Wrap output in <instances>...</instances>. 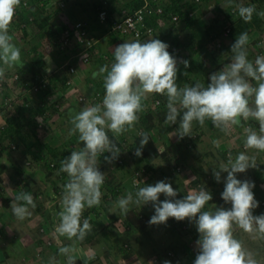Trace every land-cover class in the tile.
I'll return each instance as SVG.
<instances>
[{"label":"clouds","instance_id":"9594fccd","mask_svg":"<svg viewBox=\"0 0 264 264\" xmlns=\"http://www.w3.org/2000/svg\"><path fill=\"white\" fill-rule=\"evenodd\" d=\"M50 3L48 1L44 4L46 9ZM20 4L21 0H0V80H4L6 84L0 88V95L10 92L11 96V92L16 88L15 84L22 87L24 93H39L28 90L32 73L26 80L18 70L10 71L24 65L21 49L9 34L11 22ZM231 6L232 0H228L227 7ZM235 7L245 23L250 22L253 14L257 12L254 6L236 4ZM257 14L264 17V7ZM24 25L23 27L26 26ZM248 41L247 32L236 37L230 46V62L211 73L210 82L205 84L197 80L183 87L177 84L178 62L187 69L190 66L189 61H178V58L168 51L169 45L160 39L124 41L114 48V62L110 66H102L98 73L102 75L105 90L102 102L84 104L79 112L70 110L68 113L71 124L68 135H77L83 146L79 150H72L69 156L60 161V169L56 168L59 173L67 174V177H61L66 179L62 181L64 184L60 211L53 214V221L58 220V223L53 224L52 237L44 241L56 250L59 248L58 254L66 258V264H76V244L78 241H83L84 244V239L93 230L90 220L93 221L94 217L82 220V216H85L83 213L86 207L93 208L101 203V187L106 174L99 170L100 157L103 156L109 164L118 159L121 147H118L117 137L135 127L139 119L138 113L145 107L142 101L149 94L166 97L167 112L163 124L170 127L178 123V128L171 132V137L175 136L178 140L192 136L193 122L203 127L206 120L211 121L214 128L225 135H230L235 128L243 130L244 151L238 152L235 157L229 152L226 162L221 161L218 166L212 167V175L217 183L221 182V174L227 173L223 179L221 199L231 207L214 204L212 209L204 210L205 205L213 199L211 192L206 190L204 185L177 199L178 192L171 183L160 180L154 185H144L143 182V186L137 187L135 192L128 191L125 196L116 200L114 209H110L111 213H119L115 221L120 220L119 226L129 229L123 220L128 216L131 207L141 208L151 204L154 214L148 221L149 225L165 224L169 218L178 222L187 219L195 225L199 239L196 241L197 254L193 264H259L256 253L247 249L243 241L235 235L239 230L253 240L264 241V214L253 215V210L259 206L253 192L255 183L237 178V174L245 173L248 169L259 170L257 155L248 154L249 150H254L257 154L264 153V55H257L254 61L249 60L246 47ZM49 69L47 63L45 71ZM14 74L17 75L16 79H13ZM184 74L186 75V72ZM49 96L50 94L48 99L54 101L53 97ZM22 101L26 107L25 102L29 101L27 98ZM16 102L21 105V101H8L0 97V128L6 123L10 112H16ZM55 102L58 106V100ZM250 120L258 123V130L247 124ZM109 133L114 139L110 138ZM137 135L140 137L139 147L135 148L134 155L140 157L150 137L147 132H139ZM213 143L219 146L218 141ZM41 147L43 146L26 152L22 144L15 147L13 143L12 149L9 150L15 151L18 148V151H24L25 168L29 169L31 161L40 163L37 168L40 167L43 160ZM105 153L110 155H104ZM49 165L53 164L47 163V171L42 172L44 179L55 171ZM195 179L197 178L192 177L189 181ZM4 180L7 181L5 176ZM6 181H2L0 187L7 188ZM27 188L28 186L24 185L22 190L14 188L7 189V192L0 189L7 197H12L21 190L12 198L10 206L18 221L31 217L33 213L30 209L37 207L31 190L28 192ZM161 194L165 197L163 201L160 200ZM185 225L189 228V225ZM8 231L12 233L11 229ZM166 253L174 254L170 248ZM188 256L184 255L183 258ZM91 259H94L93 255L88 256L84 264H88ZM49 264H57L56 258L51 257ZM163 264L171 262L165 260Z\"/></svg>","mask_w":264,"mask_h":264},{"label":"trees","instance_id":"16d2710c","mask_svg":"<svg viewBox=\"0 0 264 264\" xmlns=\"http://www.w3.org/2000/svg\"><path fill=\"white\" fill-rule=\"evenodd\" d=\"M48 1L49 0H28V6L27 7L24 6L23 3L21 2L20 6H19L20 8L18 7L19 9L16 11L15 14L19 15L20 17L22 16L23 21L19 22L18 19H16L15 21L18 25H20L21 23L23 24V22L26 25L27 23L34 21L37 23V25L40 28H42V31L49 33L51 30L52 35H51V38L50 37L49 38H50V42L52 44V47H54L58 51L59 50L67 51V55L70 54V56H71V59L68 60V64L69 65L73 64L75 62V60L77 58L79 59V57H80L78 51L81 49V43L77 42V49H75V47L74 48H68L66 45H63L62 47H60L61 43H62V39L64 38V34H63V31L61 29L67 25H70L72 20L67 19L65 21V24H62L59 26H58V24L52 23L53 17L56 15L57 12H59L60 8L59 9L57 8L53 13H48V11L44 5ZM65 1H67V0H65ZM180 1L181 0H171L169 2V0H168L167 3L164 2L162 4L164 7L165 14H166V15L164 14L165 15L164 18L169 20L171 18V14H173V13L178 14L179 18H180V22L181 21L185 22V24L191 28L192 32L194 33V35L196 37H201L202 40L199 42L201 46L206 42L205 38H207V39L211 38V40L215 39L216 41H219L221 44L222 38L221 37L219 38L221 31H223V34L225 35V37L230 36V38H231V41L228 45V48L226 47L227 49H229L230 46L234 43L236 37H238L243 32L249 33L251 31L255 30L256 28L259 29L260 33L264 32V27H262V25H261L263 22L262 17L257 14L258 12H260L259 9L263 10L262 5L254 6V5L249 4V3H247V4L240 3V4H243L245 6H254L257 10V12L253 14L252 20L248 23H245L237 14L236 7H235L236 4H238L237 1L235 3H232L231 7H226V9H221V7L219 5L220 3L216 0V3L213 4L212 6L217 8V11L220 12L219 15H221L223 13V16H225V18L223 16H222V18H219V23L222 22V24L216 26L218 28V32L211 33L212 30H210V28L212 26L209 25L204 30L202 28L204 23L202 20L199 19L200 14H201V6H204V4H208L207 0H185L183 2H180ZM254 1H257V0H254ZM141 2H142L141 0H130V1H127L125 5L131 9H134L135 7L139 6L141 4ZM206 7H207V5L204 7V9H206ZM91 8L95 11V13L93 16L88 15V17H86V19L88 21L87 29L96 38V36L98 37V34H97L98 32H96L97 28L101 27V29L104 32L105 31L107 32V30L111 28L114 19L118 16V14L120 12L119 10L122 7H117L113 3L112 0H108V2L105 5H103L102 0H93L91 3ZM98 9L99 10L104 9L107 12V16L103 21L100 20L98 17ZM52 14H53V17L51 19ZM146 22L148 24H151L153 22V18L148 17L146 19ZM49 23H51L53 25L51 26V24L49 25ZM46 25L49 26V29L45 28ZM22 27H23V25H21V28ZM51 27H52V29H51ZM112 39H115V38L112 37ZM173 42L177 43V38H176V40L173 39ZM96 44L98 45V44H100V42H97ZM96 44H94L89 49L88 64H92V49L94 48V46ZM251 46L252 47H250L249 44L246 46L247 51H248V59L251 61H254L256 56L260 55L258 53L261 51H264V37H262L261 35H257L253 39V45H251ZM113 52L114 51L108 53L109 57L106 61L104 58H102V61H104V62H102L103 65L107 64L110 66L114 62ZM176 52H177L176 50L173 51V53H176ZM229 54L230 53H228V55ZM36 60L38 61V65L36 67L33 66L32 71H31L32 77L29 78L32 81L37 79L38 75L41 74L43 68H45V66L47 64L45 59H36ZM57 67L59 68V70L62 69V67H60V65H57ZM89 69H91V68H89ZM193 69H195V67L190 65L187 69H185L182 72L183 76H185V74H184L185 72L187 75V73H189V70L192 71ZM200 69L203 70L202 68H200ZM66 70H67V73H64L62 76H60L59 83L58 82L53 83L55 88L59 87V89H62V90L67 89L68 86H70L69 81L71 80V78H73L72 75L76 74L78 72V67H76V72H74V73H70L68 70V67H66ZM208 70H209V68L206 71H208ZM204 71H205V69H204ZM43 72H47V71H43ZM53 72H56V71L54 69L52 71H51V69H49L50 82H51L52 78H54L52 76ZM182 74L179 73V75H177V79L182 80V77H181ZM96 78L97 77H94V78L92 77V79H93L92 83L95 86L93 94H95L98 91L101 94V98H102V96H104V94H105V90L103 87V80L99 81ZM186 81H188V79H186ZM186 83H189V82H186ZM42 91H43V93H42ZM54 91L55 90H53V87L49 83L46 85V87H40L38 92H40L41 95L45 96V95H48L50 92H51L50 95H52V93ZM86 91H88L87 88H84V92H86ZM91 96H92L91 98L87 99L88 102L100 103V99L94 98L93 95H91ZM157 97L161 99V102L156 105V110H155V108H153L151 106V104H152V101L154 102ZM43 101L44 102L41 105L34 108L33 110H32V108H30V106L26 107L27 108L26 109V108H24L23 105L15 104L16 105V109H15L16 112H14V111L10 112V115L6 118L7 119L6 123L2 126V128H0V156L3 153V150L12 149L13 143H15V147H19L22 144V146L24 147L26 152H31L34 148H37L38 146L42 145L43 148L47 149L49 151V153L51 154V156L53 157V158H51V161L48 163V164L52 163L53 165L52 166L49 165V167L52 168L53 170H56V168L60 169V161L63 158L69 156L71 151L68 150L69 147H68V145L66 146V143H63L62 146H59V145L55 146V145H51V143L48 140H45L44 138H42V137L46 138V136L49 137L55 131L56 126L53 125L51 123V121H49V119L52 118L54 120L53 112L58 111L57 110L58 106H56L55 101H51V99H47V100L44 99ZM80 103H83V102H80ZM142 103L145 105V107H144L145 110L142 111V115H140V121H137L135 124V127L133 129H130L131 131H134L131 133V137H129L128 135H126V136L120 135L119 137H117V139L119 141L118 142L119 147H121V154L119 155L118 159L113 161L111 164H109V163L105 162L103 156L100 157L99 170L102 173L106 174L105 180L108 177V180L111 184L112 194L110 193L111 194L110 196L115 197V198H117L118 196H125L127 194V192H126L127 190L135 192L137 187L143 186V182H144V185H147V184L154 185L156 183V181H160L162 178L170 177L171 174L173 173V170H174V173L178 174V171L176 170V168L172 169L173 168L171 166L172 162H176L179 159H185V160L190 159V160H192L190 163L193 166V170H194L192 173L193 174L192 177H196L197 179H195L193 182L190 181L191 184H189L188 186L194 185V184H199L197 186V188H198L200 185H204L206 190L210 191L212 194V197H213L212 202H217L218 203L217 206H219V205L221 206V204L224 203V201L221 199V193L223 191L224 184L221 182L222 185H220L219 183H217L214 180V178H212V176H213L212 175V167H210V171H206V169L201 166V164L199 162L200 160L197 158V156H195V154L193 152L194 146H195V141H197L200 138L199 135H197V136L192 135L190 137H185L184 139H182L184 141L185 145H184V147L180 148L179 151L176 150L177 148H179V146H178L179 143H176V141L169 142L167 140L166 145H169L168 147H171V150H169L168 147L166 145H164L165 144L163 142L164 138L160 139L162 137L163 133H161V134L158 133L161 137H157V138L154 137L158 141L153 139L151 136V133H150L151 128L156 130L158 123H160L159 121H164V119H165V115L167 112L166 97L158 95V94H154V96L152 98H149L148 101L143 100ZM248 122L250 124L251 123L254 124V126H258V123L254 120H250ZM160 126L162 127L161 128L162 130H163V128H168V127H165L164 124L163 125L160 124ZM130 130H128V132ZM158 130H159V128H157V131ZM165 130L166 129H164L163 132ZM63 131H65V130H63ZM139 132H147L149 134L150 140H149L148 144L143 148L142 155L140 157H136L134 155V151H135V148L139 147V138L140 137L137 135V133H139ZM155 135H157V134H155ZM233 135L234 134H230V136H233ZM109 136L111 139H114L110 133H109ZM241 139H242V141H239V144L235 143L233 141V143H231V145L229 144V146H228L227 150H229V152L236 148L234 151V157L238 152L244 151L243 135L241 136ZM41 140H43V143H41ZM182 140H180V141H182ZM171 151H172V153H171ZM106 154L110 155L109 153H105L104 155H106ZM256 155H257V163H258V161H261L262 158H261L260 153H258ZM259 155H260V157H259ZM191 156L194 157L195 159H197V161L199 163L195 162L192 158H190ZM220 156L223 159L227 158V154L224 151H221ZM173 157H174V159H173ZM156 160H163V162L160 163V165L157 163L158 164L157 165L155 163ZM186 162H187V160H186ZM258 164L261 165L260 163H258ZM6 167H7V164L3 161H0V183L2 181H4V182L6 181V180H4V176H3V173L5 172ZM259 168H261V171H264V168L262 166ZM119 169L122 171V174L124 176H126V179L122 183L115 184L112 180L113 176L111 174H114ZM254 171L259 172V170H256V169H254ZM246 172H249V169ZM206 174H209V176H207ZM137 176L139 178V181L137 183H135L134 178ZM210 176H211V178H209ZM254 176H256V175H254ZM9 177H10V180H9L10 182L9 181H6V182H7V184L9 183L8 185H13L14 182H12V181H15L13 179L14 174L10 173ZM174 177L179 178V176L177 177L175 175H174ZM180 178L183 180L182 177H180ZM203 178H206V179L209 178L208 180H211V181L207 184V181L203 182ZM17 181L19 184V181H22V179L17 180ZM257 184H258L257 187H260L261 191L260 190L258 191L256 197H257V200L259 201V204L261 206L259 207L260 209H258V208L255 209L254 215H261V214H264V205L261 204L262 198L264 196V192H263V190H264V179L258 181ZM56 187H58L57 184H56ZM29 190L30 189H28V192H30ZM104 197H107V196L105 195ZM225 205H227V208H228L229 205L228 204H225ZM7 206H8V197L5 196L0 191V207H1L0 213ZM86 208H85L83 214H85V218H90V214L88 213V210H86ZM91 211L95 212L94 208H91ZM118 214H119L118 212L116 214L115 213L111 214L112 222H113V220H115L117 218ZM144 214H145L144 211H142L141 209H138L136 207H131V210H130L128 216L124 217L125 219L123 220L126 227L127 228L130 227L129 229L131 232L134 230H145V233L149 234L150 231L147 230L149 218H146V216ZM181 227H182V224L180 225V228ZM110 229H111L110 231H111L112 236L115 237L116 231H113V230L116 228L114 226H111ZM2 230H3V228L0 227V231H2ZM102 232H103L102 235L100 237H97V240L99 242L102 241L103 243L106 242L110 246L109 249H112L113 248L112 246L115 245V242H112L113 237H111L110 236L111 234L109 235L107 233V231H102ZM184 232H185V234L189 233L190 228L186 227ZM197 233L198 232L195 233L196 238L199 239ZM94 237L95 236L91 234L89 236H86L84 241L87 240V241H90V243H93V241H95ZM120 243H121V245H120ZM118 244H119V246H118ZM137 247H138L137 245L135 248L133 246H131L130 242L122 245V242H120L118 240L117 244H116V248H117L118 253H116V256H125L126 257V255L129 254V252L137 250ZM171 247H173V246L171 245ZM153 248H152L153 249V255L156 256L155 260L157 261V264H163V262H164L163 257H162L163 256V254H162L163 248L159 245H156L155 243H153ZM184 250H185V248L183 247L181 249V251L183 252ZM181 258L182 257H180V262H182L183 264H186L185 262H186V259H188V258H183V259H181Z\"/></svg>","mask_w":264,"mask_h":264},{"label":"crops","instance_id":"0c3cea01","mask_svg":"<svg viewBox=\"0 0 264 264\" xmlns=\"http://www.w3.org/2000/svg\"><path fill=\"white\" fill-rule=\"evenodd\" d=\"M49 1L51 3L49 5V8L47 9L48 13H53L57 8L58 9L60 8L58 5H56L59 0H49ZM117 1H118V4L124 5V3L130 0H117ZM217 1L221 3L224 0H217ZM164 2L166 1L164 0ZM180 2H183V0H181ZM232 2H234V0H232ZM263 2L264 0H257L255 3L256 4L259 3V5L262 4V6L264 7ZM71 3L72 1L69 3V5L66 4L67 6H65L64 9L60 8L59 12H57L54 17H53V14L51 15V19L53 17L52 23L58 24L59 26V25L65 24V21L67 19L73 20L74 18L88 17V15L93 16L95 13V11L91 8L92 0H88V1L78 0V2L76 3L75 2H73L72 4ZM240 3H243V1L241 2L239 1L238 4ZM227 4L228 3H226V5ZM45 7L47 6L45 5ZM219 13L220 12L217 11L216 7L211 6L209 8L206 7V9H203L200 14L201 18H204L206 21L212 22L211 24L212 27L210 26L211 27L210 30H212L211 33L218 32V28L214 24H217L218 23L217 20H219V18H222L223 16V13L221 15H219ZM153 17H155V20H160V19L162 20V24L160 26L161 32H160V38H159L161 41L170 45L172 43H175L173 42V39L176 40L177 38L176 44H179L180 49L176 50L177 51L176 53H172L173 56L177 57L178 61L180 59L188 60L189 65H192L195 67V69H193L192 71L189 70V73L183 76L182 72L185 70V68L182 63L178 62L179 70L177 72V75H179V73L182 74L181 76L182 80L177 79L178 86L183 87L185 84L191 85L197 80L202 83L207 84L208 82H210L209 76L211 73L220 70L224 64L230 62L231 60L230 48L229 49L227 48L231 41V38L230 36L225 37V35L223 34V31L220 32V35L223 34V36L225 37V41L223 39V36H219V38L220 37L222 38V42H221L222 45L216 49V52H214V50L212 51V48L209 47V44H211L213 40H211V38L210 39L205 38L206 42L201 46L199 43L202 40L201 37H196L194 33L192 32L191 28L187 26L185 22L179 21L175 27H172L173 23L170 20L163 18L161 16L157 17L156 14L153 15ZM223 17L225 18V16ZM16 19H18L19 22L23 21L22 16L20 17L19 15L14 16V19H13L14 23H16L15 21ZM262 21H263L262 23H264V17H262ZM50 24L51 23H49V25ZM26 25L27 27H23V28H20L18 25L19 29L17 30L12 29L13 31L10 30L11 28L9 29V34L12 35L13 42L21 49V59L24 65L23 67L17 68V69L22 74L23 79L27 80V78L30 76V73H32L31 71H32L33 66L36 67L38 65V61L36 59H45V61L49 64V68L51 69V71L53 69L56 71V72H53L52 74L54 78H52L50 85L53 87V89H55L53 94L55 98H58L57 100L59 103L58 104L59 107L57 108L58 111L53 112L54 120L52 118L49 119V121H51V123L55 125L56 128H55V131L52 133V135H50L49 137L47 136L46 140H48L51 143V145H55V146L56 145L62 146L63 143H66V146L68 145L69 147L68 149L69 151L79 150V148L82 147L83 144L79 142L78 136L68 135V130L71 127V124L69 123L70 117L68 113L72 109L74 112H79L84 104H89V105L96 104L95 102H88V101L84 103H80L77 100L76 96L78 93L81 92V93H86L88 99L91 98V94H93L94 89H95L94 88L95 86L92 83L93 82L92 77L93 78L97 77L96 79L99 81L103 80L102 75L98 74L99 69L102 66H104L102 63L104 62L102 61V58H104L106 61L109 57L108 53L114 51V48L124 41H116L115 39H112V37L108 34V30L107 32L106 31L104 32L101 29V27H98L96 32H98L97 33L98 38H99L98 42H100V44L98 45L96 44L94 48L92 49V64H84L80 60V57L79 59L75 58L76 59L75 63L77 64L78 72L72 75L73 85H70L68 86L67 89L62 90V89H59V87L55 88L53 83L54 82L59 83L60 76H62L64 73H67L65 66L59 70L57 65H60L61 63L65 62L67 59L70 60L71 59L70 54L67 55V51H61V50L58 51L57 49L52 47V44L50 42V38L52 35L51 30L49 33L42 31V28H40L37 25V23L34 21H31L27 23ZM52 25L53 24H51V26ZM171 27L175 31L172 30ZM45 28L49 29V26L46 25ZM253 32H254L253 35H255L254 38L257 35H261L262 37H264V32L260 33L258 28H256ZM254 38L249 37V41H248L249 45H253ZM228 53L230 54L228 55ZM200 68H202L203 70H201ZM208 68L209 70L206 71ZM93 73H97V75H93ZM186 79H188V81H186ZM186 82H189V83H186ZM19 88H22V87H19ZM84 88H87L88 91L84 92ZM153 96L154 94H149L147 98L145 99V101H148L149 98H152ZM40 98L42 99V101H39V102L40 104H42L44 102L43 100L46 98L45 96H43V98L42 97ZM144 110L145 109H143L142 111ZM142 111L138 113V117H139L138 121H140V115H142ZM159 122L160 123H158L156 130L152 128L150 129V133L153 139L157 137H161L158 133L160 134L163 133L160 139H163L166 136L165 131L163 132V130L166 128H163L162 130L161 129L162 127L160 126V124L163 125V121H159ZM157 128H159L158 131H157ZM193 128L202 129L203 131V134H201L200 138L197 141H195L193 152L195 156H197V158L200 160L199 162L201 166L207 169V171H210V167L218 166L219 163L221 162L220 160L218 165H216V163L218 162V159L215 158L214 156H219L221 151H224L226 154H228L229 150L227 149H228L229 144L231 145V143H233L234 141L233 138L237 136L238 132L240 134H243L242 130L239 129L238 131V128H235L231 132V134H234L233 136L225 135L224 133H221L219 132V130L214 128L212 123L210 124L208 120L205 121V125L203 127L199 126L198 123L193 122ZM174 130L175 129L172 126L167 128V131L170 134L169 142L176 141V143H179L178 145L179 148L176 149L179 151V149L184 147L185 144L183 140L180 141L175 136L171 137V132ZM132 132L134 131L130 130L129 132L127 131L122 135L124 136L128 135L129 137H131ZM155 134H157L158 136ZM167 138L169 139V137L166 136V139ZM155 140L158 141L157 139ZM213 141H218L219 146L217 147V145L214 144ZM235 149L230 151L233 157H234ZM5 152L13 153L12 150H8V151L3 150V153ZM16 153L20 156L24 155V151H21V150ZM49 155H50V158H53L51 154ZM190 158H192L195 162L199 163L197 159H195L194 157L191 156ZM210 159H213L214 163H210L209 161ZM186 160L187 162L189 161V159H186ZM186 160L185 161L183 160L185 162L184 167H188L189 170L188 171L186 170L185 172L183 171V168H182L181 176L183 180L180 183H177L176 187H173L172 185V187L175 190H177L178 195L176 198H179V199L184 197L186 190L189 189V187L191 186V185L190 186L188 185L191 184L189 180L193 176L192 174L193 166L191 165L190 162H189V165L187 166ZM158 161L159 160H156L155 163L157 164ZM222 161L225 162L224 159H222ZM4 162L7 164V161H4ZM7 170H8V166L5 169L6 173H7ZM57 170L53 171L51 174H48L45 177V179L42 177L40 178L33 177V179L38 178L42 189L39 190L36 188L37 189L36 191L33 190L30 193L33 195L34 198L38 199L40 197L41 203H42L43 198H47L48 202L47 203L43 202L45 206L48 207V205L50 206L52 205V208L55 211H57L58 209L60 211V199H61V193H62L61 188H62V185L64 184L62 183V181L65 180L66 178H63V179L58 178L59 176L56 173ZM4 173H3V176H5ZM189 173L191 174L188 176ZM226 175L227 173H223L224 177H226ZM237 175L242 176L243 178H246V179L255 178L256 176L257 178H260L261 176L259 172H256L255 174L254 169H249V172L239 173ZM164 180L168 182L167 178H164ZM59 181H60V186L56 187L55 182H59ZM36 193H38L37 197H36ZM14 196H15V193H14ZM14 196L8 197V205L9 203H12V198ZM35 203L37 207L35 209H30V210L32 212L36 210V212L40 215L39 217H37L36 215L35 216L32 215L31 218L28 217L24 221H18L12 214V211H10L9 206L3 209L2 212L0 213V227L2 228L4 227L3 230L0 231V264H49L51 257L56 258L57 264H66V258L58 254L59 248L56 250L54 246L46 245L44 242L45 237H40V236L37 237V235H40L36 228L37 222L39 221L37 219H39L40 217L42 218L43 215L41 214L42 212H40L42 211L41 210L42 205L38 204V202H35ZM214 204L216 206L218 205L217 202H212V206L209 205L210 206L209 210L210 208L212 209ZM7 209H9V211H6ZM205 209H207V207ZM184 221H187V222H184ZM184 221L182 223L189 225L188 220H184ZM51 224L49 225V228H51ZM191 224H192L193 229L196 228L193 223ZM8 229H13L12 233H9ZM5 230H6V233H5ZM139 231L140 230L132 231L136 239L139 238L137 235ZM151 231L149 232V234H147V236L149 237L148 240L151 243H155V239H153L154 237L152 236ZM51 232H52V228H51ZM196 232L197 230H195L192 233H188L189 235L191 234V236H188V238L193 237V239L198 240L196 238V234H195ZM138 242L139 241L137 240V243ZM152 248H153V245H152ZM54 250L56 251L53 252ZM185 251L188 254H191L190 251L189 252L187 250ZM79 262L80 261L76 262V264H78Z\"/></svg>","mask_w":264,"mask_h":264},{"label":"rangeland","instance_id":"374dc122","mask_svg":"<svg viewBox=\"0 0 264 264\" xmlns=\"http://www.w3.org/2000/svg\"><path fill=\"white\" fill-rule=\"evenodd\" d=\"M71 1H72V3L73 2H75V3L78 2V0H71ZM112 1L117 7L126 6V5H123V4H118L117 0H112ZM165 1L168 2V0H165ZM170 1L171 0H169V2ZM183 1H185V0H183ZM236 1L238 3H239V1L240 2L243 1L244 4L249 3V4H252L254 6L258 5V3L256 4L255 3L256 1H254V0H234V2H236ZM56 2H55V4H56ZM207 2H208V4H204V6H201V12H202V10L204 9V7L206 5L209 8L214 3H216V0H207ZM234 2H232V3H234ZM161 3H164V0H161ZM226 3H228V0H224L223 2L220 3V5H222V6H220L221 9H226V7H227ZM56 5H58V4H56ZM19 8H17L16 11ZM259 11H262V9L261 10L259 9ZM199 19L202 20L203 23H204L203 26H202V28L204 30H205L206 27H208L209 25L212 24V22H210V21L208 22L204 18L199 17ZM217 21H218V23L214 24V25L217 26V25H221L222 24V22L219 23V20H217ZM21 25L22 24L19 25L20 28H21ZM261 25H262V27H264V23H262ZM25 27H27V25ZM10 28H11L10 29L11 31L19 29L18 25L16 23H14L13 21L11 22ZM253 31L248 33L250 38L251 37L254 38V36H255V35H253L254 34ZM222 35L223 34H221L220 36H222ZM223 39L225 41V37L224 36H223ZM221 45L222 44H220L219 41H216L214 39L213 42L211 44H209V47L212 48V51L214 50V52H216V49L218 47H220ZM250 47H252V46L250 45ZM12 70L13 71H17L18 69L17 68L10 69V71H12ZM43 70H45V68H43ZM71 79H73V78H71ZM17 86L18 85L15 84L16 88L11 92V96H13V97L10 96V92H8L9 94L7 93V95H5V94L0 95V97H4L8 101H21L20 102L21 105H24L22 99L27 98V100L29 102H25L26 103V107L30 106V108H32V110L34 108L38 107L39 105H41L39 101H42V99L40 97L43 98V95H41L40 92L38 94L37 93H30L28 91L26 93H24L23 89H21V88H19ZM53 90H55V89H53ZM42 93H43V91H42ZM80 94H84L85 95V93H81V92L78 93L77 96H76L77 100H78V97H79ZM48 95H45V97H47V99H48ZM16 104H18V102H16ZM26 107L24 106V108H26ZM71 111H73V109ZM209 123L211 124V121H209ZM247 124H250V123L247 122ZM250 125L254 129L258 130V126H254V124H252V123ZM239 129L242 130L241 128H238V131H239ZM200 133L203 134L202 129H196V128L192 129V135L193 136L199 135V137H200L201 136ZM165 135L167 137H169V139L168 138L166 139V136H165V138L163 139V142L165 143L164 145H166V141L167 140L168 141L170 140V134L168 133L167 128L165 130ZM242 135L243 134H240L238 132L237 136L233 138L234 142L239 144V141H242V139H241ZM42 138H44L46 140L47 136H46V138L45 137H42ZM41 143H43V140H41ZM166 146L168 147L169 145H166ZM42 148L43 147H41V149ZM168 149L171 150V147H168ZM17 151H18V148L15 149V152L13 151V153L5 152L4 155L0 156V161H3V162L7 161L8 170H7V173L6 172L4 173L7 181L10 180V177H9L10 173L14 174V178L13 179L15 180V181H12V182H14V184L13 185H8L7 188H2V186H1L0 187L1 191L7 192V189L13 190L14 188L15 189L19 188V189L22 190V187L24 185L28 186L27 189H30L31 191H33L34 189H35L34 191H36L37 189H39V190L42 189L41 188V184L39 183L40 181L38 180V178L43 177L44 174H42V172L47 171V163H49L51 161L50 155H49L50 153H48L47 149L43 148L44 156H43V160L41 162L40 167L37 168V166L40 163L37 164L35 161L34 162L31 161L29 169H26L25 168L26 158H24L25 155L20 156V155H18L16 153ZM171 153H172V151H171ZM249 153L251 155L252 154H257V153L254 152V150H249ZM31 156L34 157V155H31ZM214 157L218 159V162L216 163V165H218L220 160L222 161V159H223V158H221L220 155L219 156H214ZM261 158H262V160L259 161V163L261 165L258 164V168L261 167V166L264 168V161H263L264 160V154L261 155ZM173 159H174V157H173ZM183 160L185 161V159H179L176 162H172V165H171L173 167L172 169H175L177 166L180 165V166H182L183 171H185V172H186V170L188 171L189 168L188 167H184L185 166V164H184L185 162H183ZM224 160L226 162L227 158L224 159ZM191 161L192 160L189 159V161L186 162L187 163L186 165L188 166L189 162H191ZM209 161H210V163H213L214 160L210 159ZM158 162L162 163L163 160H159ZM182 168L180 170H177L178 174L174 173V170H173V173L171 174L170 178H167L168 183L170 182L171 185H173V187H176L177 183H180L182 181V179L180 178V177H182L181 174H180L181 171H182ZM192 171H194V170H192ZM56 173L59 176L58 178H61L63 175H65L67 177V174H65V173H59V171H56ZM190 174L191 173H189L188 176ZM259 174L261 175L260 178H257V176L255 178H247L248 180H251V181H253L255 183V188L253 189L254 196H257V193H258V190H257L258 181L264 179V171H261V168H259ZM111 175L113 176L112 180H113V182L115 184L122 183L126 179V176H124L122 174V171L120 169L118 171H116L114 174H111ZM174 175L177 176V177L179 176V178L174 177ZM206 175L209 176V174H206ZM224 176H223V173H222L221 174V177H222L221 182L222 183H223ZM33 177H38V178L37 179L36 178L33 179ZM209 178H211V176ZM209 178H207V179L203 178V182L207 181V184H208L211 181V180H208ZM212 178H214V177L212 176ZM237 178L241 179V180L246 179V178H243L242 176H239V175H237ZM20 179H22V181H19V184H18L17 180H20ZM24 179H25V183L26 184L23 183ZM162 179L164 180V178H162ZM257 179H259V180H257ZM221 182L219 183L220 185H222ZM53 184H54V182H53ZM55 184H57V186L59 187L60 186V181L59 182H55ZM198 185L199 184H194V186L191 185L189 187V189L186 190V193L188 191L192 190V189H198L197 188ZM140 187H142V186H140ZM101 189H104L107 197H102L100 205L93 207L94 210L97 213L94 214V213H92L91 208H86V210H88V213L90 214V217H94L93 222L90 221L93 230L89 233V235H91V234L94 235L96 237V238L94 237L95 241H93V243H90V241L86 240L87 242L85 241L84 244H83V241L80 242V243L77 242V244H76L77 251L75 253L76 260H77L76 262L80 261V262H83V264H84V260L87 259L88 256L93 255L94 259L89 260L88 264H150V262H151V264H157V261L155 260L156 256L153 255V249H152L153 243L149 242V240H148L149 237L145 233V230H140L138 232V234H137L140 239L139 238L136 239L134 237V234L130 231V229H124V227H121V226L117 225L115 220H113V222H112V219H111V214L112 213L110 212V209H114L116 200L119 197H121V196H118L117 198L110 196L112 194V187H111V184H110V182L108 180V177L105 180L104 184L102 185ZM21 190L17 191L15 193V195H17ZM126 192H128V190ZM186 193H185V195H186ZM36 197H37V195H36ZM164 199H165L164 195L161 194L160 195V200L163 201ZM177 199H179V198H177ZM255 199L257 200V197H255ZM34 201L38 202V204L42 205V209H41L42 211H40V212H42L41 214L43 215L42 218L40 217L39 219H37V220L40 221V222L38 221L39 223L37 222V226L38 227L36 226L37 231L40 234V235H37V237L38 236L45 237V240H48L53 235V231L51 232V228L53 229V224L54 223H58V220L55 221V222L53 221V214L59 212V209L57 211H55L52 208V205L51 206L48 205V207H46L43 202L47 203L48 202L47 198H43L42 199V203L40 202L41 201L40 197L38 199L34 198ZM209 205L212 206V201H210L208 204L205 205L207 207V209H205V210H209V207H210ZM221 205H223L225 208H227V205H225L224 203H222ZM8 206H9L10 211H12V209L10 207L11 203H9ZM229 206H231V205H229ZM260 206L261 205L259 204V206L257 208L260 209L259 208ZM132 207H136V206H132ZM136 208L141 209L142 211H144V213H145L144 215L146 216V218L150 219L151 216L154 214V208L152 207L151 204L146 205V206H142L141 208H139V207H136ZM9 209H7L6 211H9ZM254 211H255V209L253 210V215H254ZM32 213H33L32 215H34V216L35 215L37 217L40 216L36 212V210L34 212H32ZM99 214H103V215L100 216ZM185 220H187V219H185ZM182 222L183 221H179L178 222L174 218H169L168 221L165 224L152 225V226L148 224V226H147L148 230L149 229H150V231L152 230L151 234L154 237V238L153 237L152 238L155 239V244L159 245V246H161L163 248V250H162L163 261H165V260L170 261L171 264H183L182 262H180V257H182L181 259H183L184 255L188 254L185 250H187L188 252L189 251L191 252V254H188L189 256L187 257L188 259H186L185 263L193 264V262H194V260L196 258V254H197L196 241L197 240L193 239V237L192 238H190V237L188 238V236H191V234L190 235L188 233L185 234V232H184L185 228H183V227L180 228V225L182 224ZM184 222H187V221H184ZM50 224H51V228H49ZM111 226H114L116 228L113 231H116L115 233L118 236L116 234H115V237L112 236L111 231H110L111 230L110 229ZM189 228H190V232L189 233H192V232H194L196 230V228H194V229L192 228V224L190 222H189ZM11 230H13V229H11ZM44 230H45V232H44ZM102 231H107V233L109 235L111 234L110 236L113 237L112 238V242H115V245L112 246L113 247L112 249H109L110 246L106 242L103 243L102 241L99 242L97 240V237H100L102 235V233H103ZM89 235H87V236H89ZM197 235L199 237V233H197ZM235 235H236V237L238 239H241L243 241L244 246L247 249L252 250L253 252L256 253V258L259 261V264H264V241L253 240V239L249 238L246 234L242 233L239 230L235 233ZM186 236H187V238H186ZM118 240L120 242H122V245L126 244V242L127 243L130 242L131 246H133L134 248L137 245L138 246L137 247L138 251L137 250L131 251V252H129V254L126 255V257L125 256H116V253H118L117 248H116V244H117ZM137 240L139 241L138 243H137ZM64 241H65V239H63V242ZM120 245H121V243H120ZM171 245L174 248L171 247ZM118 246H119V244H118ZM183 247L185 248V250L182 252L181 249ZM168 248H170L174 252L173 255L172 254L168 255L166 253Z\"/></svg>","mask_w":264,"mask_h":264},{"label":"built area","instance_id":"2783aa9c","mask_svg":"<svg viewBox=\"0 0 264 264\" xmlns=\"http://www.w3.org/2000/svg\"><path fill=\"white\" fill-rule=\"evenodd\" d=\"M70 0H60L58 2V5L60 8H63L67 6ZM103 5H105L108 0H102ZM141 4L134 9L122 7L119 11L118 16L114 19L113 24L110 29H108V34L111 37H115L116 41H133L135 39H139L141 42L148 40L150 38H160V32H161V24L162 20H155V17L153 15H157V17L161 16L164 18L165 11L164 7L161 3V0H141ZM24 6H28V0H21ZM69 5V4H68ZM16 13V12H15ZM165 14V15H164ZM168 14V13H167ZM107 16V12L104 9H98V17L100 20H104ZM148 17L153 18V22L151 24H148L146 22V19ZM173 25L172 27H175L178 22L180 21L178 14H171V18L169 19ZM24 25V24H22ZM88 21L86 17L81 18H74L71 21L70 25L65 26L61 30L63 31L64 38L62 39L61 46L66 45L68 48H74L77 49V42L81 43V49L78 51L80 60L84 64H88V55H89V49L96 44L99 41V38L96 36V38L88 31L87 29ZM171 27V28H172ZM172 30H174L172 28ZM175 31V30H174ZM123 43V42H121ZM120 43V44H121ZM67 48V49H68ZM80 48V47H79ZM66 49V50H67ZM180 46L179 44L172 43L169 45L168 51L172 54L173 51L179 50ZM258 54L264 55V51L259 52ZM113 62V61H112ZM68 59L60 64V67H68V70L70 73L76 72L77 64L74 62L73 64H70L68 66ZM59 67V66H58ZM45 70H42L41 74L38 75L36 80H29L28 90L30 91H39L40 87H46L47 84L50 83L49 78V71L43 72ZM17 75H13V79H16ZM70 85H73V79L69 81ZM6 86L4 80H0V88H3ZM57 100L58 98L54 97V94L50 95V98ZM93 97L96 99H100V102H102L101 94L97 91L95 94H93ZM87 96L84 94H80L78 97L79 102H86ZM161 102L160 98H156L155 101H152L151 106L156 109V105ZM57 104V102H56ZM179 120V119H178ZM178 123L176 125H172L174 129L178 128ZM119 147V144H118ZM108 155V154H106ZM182 166H177L176 170H180ZM139 174V173H138ZM137 174V175H138ZM135 183L139 181L138 176L134 178ZM262 187V186H261ZM257 190H260V187H257ZM102 197L106 195L104 189H101ZM264 192V190H263ZM101 197V198H102ZM261 204L264 205V196L262 198ZM229 206L228 208H230ZM85 216H82V219H84ZM116 224H120V220L116 221ZM183 228H186V225H182Z\"/></svg>","mask_w":264,"mask_h":264},{"label":"bare ground","instance_id":"6f19581e","mask_svg":"<svg viewBox=\"0 0 264 264\" xmlns=\"http://www.w3.org/2000/svg\"><path fill=\"white\" fill-rule=\"evenodd\" d=\"M44 232H45V230H44ZM49 233V232H48ZM49 237V236H48ZM45 240V239H44ZM56 250H54L53 252H55Z\"/></svg>","mask_w":264,"mask_h":264}]
</instances>
